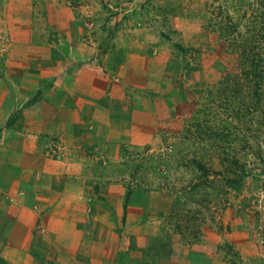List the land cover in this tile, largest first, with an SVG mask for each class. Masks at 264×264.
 I'll return each mask as SVG.
<instances>
[{"label":"rangeland","instance_id":"rangeland-1","mask_svg":"<svg viewBox=\"0 0 264 264\" xmlns=\"http://www.w3.org/2000/svg\"><path fill=\"white\" fill-rule=\"evenodd\" d=\"M33 2L39 46L58 44L73 56L51 23L55 6L58 18L78 19L79 53L99 56L101 68L103 56L131 49L144 56L141 71L116 76L126 118L138 122L136 139L75 147L42 134L40 141L44 158L58 165L69 145L81 150L72 157L84 168L80 211L106 242L116 227L124 249L114 264H264V103L246 116L245 95L228 74L237 56L228 35L237 44L263 37L264 0ZM11 50L4 36L0 56ZM43 84L25 106L0 109V161L18 144L16 134L28 132V108L48 101ZM240 177L239 187L229 182ZM131 203L142 208L140 221L126 218Z\"/></svg>","mask_w":264,"mask_h":264},{"label":"crops","instance_id":"crops-1","mask_svg":"<svg viewBox=\"0 0 264 264\" xmlns=\"http://www.w3.org/2000/svg\"><path fill=\"white\" fill-rule=\"evenodd\" d=\"M33 1L0 0V39L7 36L12 45L8 56H0V109L25 106L43 81L48 97L28 108V132L16 134L18 144L0 161V215L5 217L0 220V264H114L115 253L124 249L117 245L116 227L106 242L105 232L91 230L90 216L80 211L86 204L84 168L72 157L81 150L69 145L66 163L58 165L44 158L40 141L45 140L42 134L76 142L75 147L136 139L138 122L126 118V104L115 94L116 76L141 71L144 56H131L132 49L129 56H103L101 68L99 56L79 53L78 19L58 18L55 6L51 23L65 34L73 56L58 44L39 46ZM36 108H44L43 115L33 112ZM141 217L142 208L131 203L126 218Z\"/></svg>","mask_w":264,"mask_h":264},{"label":"trees","instance_id":"trees-1","mask_svg":"<svg viewBox=\"0 0 264 264\" xmlns=\"http://www.w3.org/2000/svg\"><path fill=\"white\" fill-rule=\"evenodd\" d=\"M235 33L236 29L233 34L235 35ZM262 35L263 37L259 36L257 41L246 38L240 44H237L235 37L231 39V35H228L230 44L232 43L231 47H234L232 53L237 55L235 56L236 64L231 66L233 70L232 72L228 71V74L235 77L233 85L245 95L242 112L246 116H250L251 110L264 103V33ZM230 87L229 89H231ZM242 181L241 177L229 180L232 184H237L238 187ZM237 186L234 187L237 188Z\"/></svg>","mask_w":264,"mask_h":264}]
</instances>
